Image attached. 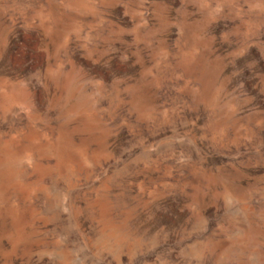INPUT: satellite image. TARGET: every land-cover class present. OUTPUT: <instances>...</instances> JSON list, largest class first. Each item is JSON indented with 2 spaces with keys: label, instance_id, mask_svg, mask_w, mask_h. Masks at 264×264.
Here are the masks:
<instances>
[{
  "label": "rangeland",
  "instance_id": "rangeland-1",
  "mask_svg": "<svg viewBox=\"0 0 264 264\" xmlns=\"http://www.w3.org/2000/svg\"><path fill=\"white\" fill-rule=\"evenodd\" d=\"M0 264H264V0H0Z\"/></svg>",
  "mask_w": 264,
  "mask_h": 264
}]
</instances>
